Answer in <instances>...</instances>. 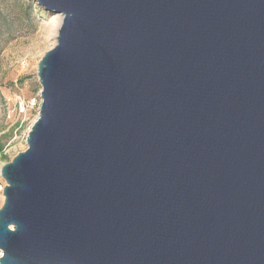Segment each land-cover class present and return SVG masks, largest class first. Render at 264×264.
I'll return each instance as SVG.
<instances>
[{"label":"water","instance_id":"95a60500","mask_svg":"<svg viewBox=\"0 0 264 264\" xmlns=\"http://www.w3.org/2000/svg\"><path fill=\"white\" fill-rule=\"evenodd\" d=\"M34 1L63 20L0 264H264V0Z\"/></svg>","mask_w":264,"mask_h":264},{"label":"rangeland","instance_id":"374dc122","mask_svg":"<svg viewBox=\"0 0 264 264\" xmlns=\"http://www.w3.org/2000/svg\"><path fill=\"white\" fill-rule=\"evenodd\" d=\"M57 15L34 0H0V137L8 135L9 160L27 148L28 132L41 109L38 65L56 46ZM19 98L35 101V108L23 118L14 110Z\"/></svg>","mask_w":264,"mask_h":264},{"label":"built area","instance_id":"2783aa9c","mask_svg":"<svg viewBox=\"0 0 264 264\" xmlns=\"http://www.w3.org/2000/svg\"><path fill=\"white\" fill-rule=\"evenodd\" d=\"M35 101L33 103L26 102L25 100L19 98L14 102V110L18 113L19 116H22L26 114L28 111L34 109L35 107ZM22 120V119H21ZM8 149L7 145L5 146V149L3 150L2 155L7 156V159L5 161L1 158L0 156V209L4 206L5 204V190H6V185H7V180L3 176V166L5 165L6 162L10 161V156L8 154ZM3 256V250L0 249V258Z\"/></svg>","mask_w":264,"mask_h":264},{"label":"trees","instance_id":"16d2710c","mask_svg":"<svg viewBox=\"0 0 264 264\" xmlns=\"http://www.w3.org/2000/svg\"><path fill=\"white\" fill-rule=\"evenodd\" d=\"M1 33H2V30H0V35H1ZM7 136L8 135L5 134L4 136L0 137V156L4 161H5V159H7V156L2 155V153H3V150L5 149L6 144H7V141L5 139V138H7Z\"/></svg>","mask_w":264,"mask_h":264},{"label":"bare ground","instance_id":"6f19581e","mask_svg":"<svg viewBox=\"0 0 264 264\" xmlns=\"http://www.w3.org/2000/svg\"><path fill=\"white\" fill-rule=\"evenodd\" d=\"M62 20H63V16L62 15H57L56 18H55V21H54V24H55V29H54V35H57L58 34V31H59V27L62 23Z\"/></svg>","mask_w":264,"mask_h":264}]
</instances>
